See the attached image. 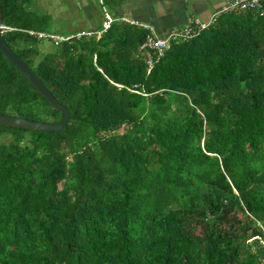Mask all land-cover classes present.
<instances>
[{
  "label": "trees",
  "instance_id": "1",
  "mask_svg": "<svg viewBox=\"0 0 264 264\" xmlns=\"http://www.w3.org/2000/svg\"><path fill=\"white\" fill-rule=\"evenodd\" d=\"M33 1L0 0L3 38L70 116L0 125V264H264V2L148 72L146 29L54 45ZM0 114L61 119L1 52Z\"/></svg>",
  "mask_w": 264,
  "mask_h": 264
},
{
  "label": "crops",
  "instance_id": "2",
  "mask_svg": "<svg viewBox=\"0 0 264 264\" xmlns=\"http://www.w3.org/2000/svg\"><path fill=\"white\" fill-rule=\"evenodd\" d=\"M105 5L115 18L137 20L150 25L154 32L165 37L172 30L184 27L190 20L200 18L204 21L235 0H111ZM81 9L80 19L74 29L59 34L80 30L95 29L101 25L102 13L95 0H77ZM104 6V5H102ZM101 6V7H102ZM84 21L88 23L84 24Z\"/></svg>",
  "mask_w": 264,
  "mask_h": 264
},
{
  "label": "built area",
  "instance_id": "3",
  "mask_svg": "<svg viewBox=\"0 0 264 264\" xmlns=\"http://www.w3.org/2000/svg\"><path fill=\"white\" fill-rule=\"evenodd\" d=\"M102 4V0H99ZM264 0H235L230 2L228 5L224 6L220 11L213 14L209 20H202L200 18H194L190 20L184 27L180 29H174L168 33L167 36L161 37L157 35L150 25L141 23L137 20L127 19L125 17L120 18L123 21L129 22L131 24L140 26L147 30V34L144 42L140 48L144 51L145 63L147 66V71L149 72L155 61L162 57L170 44L174 40H187L200 33L203 29L208 28L216 19V17L222 12L234 11V10H246V9H260L263 5ZM115 18L109 13L105 6H102V20L101 26L98 29H87L80 30L71 34H55L49 32H34L29 31L31 35H35L38 39H51L54 45H58L60 42L69 40L72 38H80L82 36H96L100 37L105 31H107ZM2 28L4 26L0 25ZM261 234L251 237L250 240L256 239L258 241V246L264 249V226L260 225Z\"/></svg>",
  "mask_w": 264,
  "mask_h": 264
},
{
  "label": "water",
  "instance_id": "4",
  "mask_svg": "<svg viewBox=\"0 0 264 264\" xmlns=\"http://www.w3.org/2000/svg\"><path fill=\"white\" fill-rule=\"evenodd\" d=\"M0 52L29 81L40 95L61 112V119L54 122L36 121L15 115L0 114V125L40 131H56L62 129L70 116L68 109L54 98L51 91L42 83L33 70L10 48L3 38V29L1 26Z\"/></svg>",
  "mask_w": 264,
  "mask_h": 264
},
{
  "label": "rangeland",
  "instance_id": "5",
  "mask_svg": "<svg viewBox=\"0 0 264 264\" xmlns=\"http://www.w3.org/2000/svg\"><path fill=\"white\" fill-rule=\"evenodd\" d=\"M32 6L36 10L51 16L52 27L56 31L67 32L70 29L75 30L78 25L81 6H79L77 0H34ZM84 24L87 25L88 23L84 21ZM42 46L45 48L44 51L51 49L48 41H44Z\"/></svg>",
  "mask_w": 264,
  "mask_h": 264
}]
</instances>
